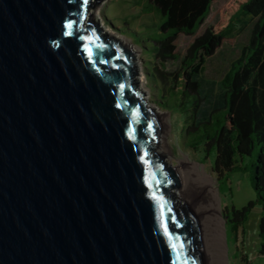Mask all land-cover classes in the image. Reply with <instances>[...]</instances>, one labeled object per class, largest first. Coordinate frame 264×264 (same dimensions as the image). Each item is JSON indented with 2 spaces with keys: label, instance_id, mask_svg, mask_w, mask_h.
Masks as SVG:
<instances>
[{
  "label": "water",
  "instance_id": "1",
  "mask_svg": "<svg viewBox=\"0 0 264 264\" xmlns=\"http://www.w3.org/2000/svg\"><path fill=\"white\" fill-rule=\"evenodd\" d=\"M103 1L0 0V264H207Z\"/></svg>",
  "mask_w": 264,
  "mask_h": 264
},
{
  "label": "trees",
  "instance_id": "2",
  "mask_svg": "<svg viewBox=\"0 0 264 264\" xmlns=\"http://www.w3.org/2000/svg\"><path fill=\"white\" fill-rule=\"evenodd\" d=\"M218 0H146L148 13L161 18L158 38L153 40L152 68H146L155 83L164 81L167 87L159 92L169 96L172 92L193 95L192 121L189 132L206 129L208 147L216 146V169L219 172L235 168L237 157H253L251 183L256 199L246 207L234 211L235 230L246 221L249 212L259 205L262 208L259 236L260 255L264 258V0H237L215 25H209L195 37L182 59L181 73L170 74L167 63L178 61L177 40L180 36L193 37L204 25ZM240 16L257 19L247 45L232 62L221 80L222 93L209 96L203 89V73L208 60L225 45L233 46L234 21ZM161 94L164 104L170 100ZM183 96V97H184ZM185 97V98H186ZM178 97L176 96V100Z\"/></svg>",
  "mask_w": 264,
  "mask_h": 264
},
{
  "label": "rangeland",
  "instance_id": "3",
  "mask_svg": "<svg viewBox=\"0 0 264 264\" xmlns=\"http://www.w3.org/2000/svg\"><path fill=\"white\" fill-rule=\"evenodd\" d=\"M236 1L218 0L195 36H180L177 40L180 59L167 63L164 70L173 75L181 73L182 59L195 37L202 34L207 26L217 24ZM149 10L146 0H104L98 9V15L106 32L127 46L126 41H128L139 51L134 56L139 75L137 87L149 108L169 116V125L165 126V131L159 136L158 142H161L163 134L166 133L170 151L162 152L158 148L159 145L154 143L155 151L165 157L167 166L173 168H178L180 160L187 155L193 161L205 166L206 173L216 180L221 213L224 218L228 264H264V258L260 255L262 241L259 236L262 208L256 205L249 212L244 224L237 230L234 229L236 225L234 211L243 209L256 199L251 183V168L258 153L256 151L253 157H237L235 168L231 171H217L216 146L208 147L209 139L206 136V129L201 127L200 132H189L192 121H188V116L192 111V100L195 102L194 96L189 94L186 97L184 92L178 91L166 96L159 92L161 88L168 86L161 80L157 81V88H154L155 83L146 68H152L153 40L158 38L161 18L150 15ZM256 22L257 19L251 20L248 16L235 19L236 31L233 34L237 35L236 43L233 46L225 45L206 62L203 89L209 96H218L222 93L220 82L230 69L232 62L240 57L243 47L248 44ZM159 94L168 97L170 99L167 100L168 103L161 102ZM174 189L172 188L171 191L181 200L177 194L178 189L176 187Z\"/></svg>",
  "mask_w": 264,
  "mask_h": 264
},
{
  "label": "bare ground",
  "instance_id": "4",
  "mask_svg": "<svg viewBox=\"0 0 264 264\" xmlns=\"http://www.w3.org/2000/svg\"><path fill=\"white\" fill-rule=\"evenodd\" d=\"M126 43L134 50V56L137 55L139 51L128 41ZM155 113L164 126L169 125L168 114L161 111ZM156 144L162 152L170 151L166 133L163 134L161 142L157 140ZM174 171L178 178L177 194L195 217L207 264H228L224 218L216 180L206 173L205 166L187 155L180 160L179 167Z\"/></svg>",
  "mask_w": 264,
  "mask_h": 264
}]
</instances>
